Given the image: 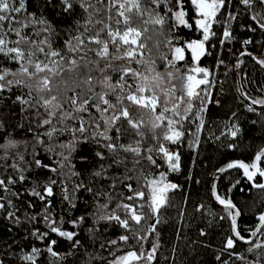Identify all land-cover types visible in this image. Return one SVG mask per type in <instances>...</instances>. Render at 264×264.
I'll return each instance as SVG.
<instances>
[{
	"label": "snow or ice",
	"instance_id": "obj_1",
	"mask_svg": "<svg viewBox=\"0 0 264 264\" xmlns=\"http://www.w3.org/2000/svg\"><path fill=\"white\" fill-rule=\"evenodd\" d=\"M262 50L264 0H0V219L17 229L0 240V264H76L97 237L107 256L86 252L87 264H154L161 210L181 189L171 174H184L182 146L195 165L233 71L237 108L207 137L221 159L204 181L186 175L207 192V207L193 206L206 227L192 245L210 249L209 230L226 225L215 264H264V203L245 221L235 200L244 186L264 193V135L245 149L240 122L258 116L264 134V81L253 94L239 75L244 57L264 72ZM187 202L177 242L191 227Z\"/></svg>",
	"mask_w": 264,
	"mask_h": 264
},
{
	"label": "trees",
	"instance_id": "obj_2",
	"mask_svg": "<svg viewBox=\"0 0 264 264\" xmlns=\"http://www.w3.org/2000/svg\"><path fill=\"white\" fill-rule=\"evenodd\" d=\"M31 7H29V11H31ZM57 27L63 28L66 25L62 22V18H57ZM151 27V26H150ZM260 39V37H257ZM153 41H149L151 45ZM155 53V50H153ZM264 51V50H262ZM245 64L242 66L240 70V77H245L251 84V91L255 94V89L257 85H260L262 81H264V72H262L258 65H255L249 58L244 57ZM214 59L206 58L204 60L205 66H210L214 64ZM235 61L233 62L234 65ZM162 70V69H161ZM237 74L235 71L231 72L229 77L227 78V83L224 85L225 95L221 98L223 107H211V112L208 114V124L209 127L204 132L205 140L202 141V151L201 155L196 157L197 163L193 165V155H189V150L186 149V142L182 146V160H183V172L184 174L175 173L171 175V179L178 183L181 186V189L176 191L174 195L171 197L170 206H166L161 210L162 212V220L168 221V223H162L160 227V240H161V248L157 253V259L154 264H173V256L172 249L175 247V261L176 264H215V260L213 257V251L218 249L221 244V236L216 235V233H223L226 230V225L224 228H221L219 225H214L209 230V236L206 239V242L211 244L210 249H203L199 244L192 245V241L196 240L198 230L200 227H206L204 220L201 217L194 213V205L200 202H205L207 207V192L205 185L201 183L200 185L195 184L194 182L186 181V175L193 171L195 172V178L200 179L201 181L205 180L206 177V168L208 169L212 167L214 163L221 159V155L217 152V150L212 146V143L207 140L209 133L215 130L218 135L224 125L221 121L226 119V116L229 111V107L233 110L237 108L236 103L234 102L235 97V86H236ZM247 90V89H246ZM8 104H11V101H8ZM67 107V105H65ZM217 117L220 119L217 120ZM85 119H89V117L85 116ZM249 119H256L258 121L257 125H251L249 123ZM240 122L243 125V134H242V146L247 149L249 145H251L252 150L254 151L261 144L262 132L259 127L260 117L254 116L252 114L245 113L240 117ZM71 123V122H70ZM78 125V122H77ZM19 135V133H18ZM89 135L91 133L89 132ZM28 139H31L30 134L27 136ZM71 138L70 133H66L65 135L60 137V140L63 142H67ZM247 152H245V155ZM74 162L79 163V156L74 153ZM236 156H240L241 152L237 151L235 153ZM204 156H208L209 159L205 160ZM131 167V164H129ZM122 171V169H121ZM65 180H67V187L69 191L72 190L75 178H69L65 176ZM78 182V181H77ZM135 183V181H133ZM60 196V189L57 188V199ZM187 197V215L185 216L186 221L191 222V227L182 229V238L177 242L175 229L179 227L177 224V212L178 210L184 206V200ZM235 200L236 203L241 207V210L244 212V220L251 221L253 220L254 213L261 210L260 204L264 203V193L259 192L258 190H250L248 187L244 186V191L241 192L236 190L235 192ZM81 208L84 207L83 201L81 200ZM195 216V219L193 217ZM244 224L241 221V228H243ZM9 227H11L7 222L3 219H0V240H8L13 236H16L17 229L13 227L11 233H9ZM145 229L147 228V224L144 225ZM19 238V237H17ZM114 238V236H113ZM105 238L97 237L96 242L91 240H86L85 245L86 248H82L80 253L78 254L76 264H81V261H84V264H87L88 257L87 253H92L93 256L97 254L99 256H107L106 251L101 250L100 243L104 241ZM135 243V241H133ZM150 246V245H149ZM60 251H66V247L61 249ZM237 252H243V247H238L236 249ZM247 255V253H245ZM92 264H104V262L100 259H95L92 261Z\"/></svg>",
	"mask_w": 264,
	"mask_h": 264
},
{
	"label": "built area",
	"instance_id": "obj_3",
	"mask_svg": "<svg viewBox=\"0 0 264 264\" xmlns=\"http://www.w3.org/2000/svg\"><path fill=\"white\" fill-rule=\"evenodd\" d=\"M237 47H239V45H237ZM217 51H219V47L217 48ZM209 58H211V57H209ZM224 58H225V61L227 62V61H229V60H231V62H232V64H233V62L235 61V59L234 58H231L229 55H228V53H227V51L225 50V52H224ZM214 61V60H213ZM214 63H215V61H214ZM213 71H215V68H213ZM225 71V69H223V68H221L220 69V79L221 80H223V79H225V77H224V75H223V72ZM231 73V72H230ZM230 73H229V75H230ZM229 77V76H228ZM219 87H220V85L219 84H217V89H219ZM222 98V97H221ZM211 107H216L215 106V104H213ZM186 149H188V147H187V142H186ZM173 174H175V173H173ZM173 174H171V175H173Z\"/></svg>",
	"mask_w": 264,
	"mask_h": 264
}]
</instances>
